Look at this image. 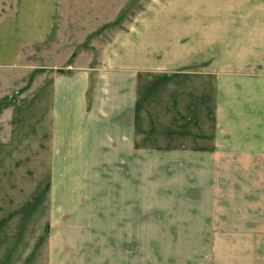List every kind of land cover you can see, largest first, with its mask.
Wrapping results in <instances>:
<instances>
[{"label": "crops", "instance_id": "1", "mask_svg": "<svg viewBox=\"0 0 264 264\" xmlns=\"http://www.w3.org/2000/svg\"><path fill=\"white\" fill-rule=\"evenodd\" d=\"M78 7L0 0V104L17 96L0 110V201L17 207L0 229L38 217L45 264H134L135 224L199 233L182 264H264V79L237 80L230 102V80L183 82L181 50L158 46L180 43L198 8L260 24L264 0H149L89 52L99 30L65 35L87 30Z\"/></svg>", "mask_w": 264, "mask_h": 264}, {"label": "rangeland", "instance_id": "2", "mask_svg": "<svg viewBox=\"0 0 264 264\" xmlns=\"http://www.w3.org/2000/svg\"><path fill=\"white\" fill-rule=\"evenodd\" d=\"M148 1L79 0L80 8H74L73 15L78 18L82 25H86L87 30H81L78 23L71 24L68 25L71 27L70 34L67 31L65 35L70 37V43L76 44L82 40L81 37L85 32L91 29L99 30V34L94 36L95 39L87 38L83 41L86 52L92 51L93 48L90 45L100 47L108 42L111 35L124 29L131 18L144 9ZM197 11V19L201 22L182 23L180 43L177 42L178 40L159 41L158 46H171L181 50V78H183V82H188L192 75H205L206 77H202L199 79L200 81H206L207 77L211 76L214 80L220 79L219 82L230 80L229 84H225L224 92L230 98L229 101L232 102L239 94V90H242L241 85L246 87V85L238 84L237 80H242L243 83V81H252L251 79L254 77L264 79V21L260 24L232 22L242 9L230 8V22L212 24L205 22L209 19L204 14L205 8H198ZM115 18H117L115 22L105 24V22ZM262 19L264 20V9H262ZM218 20H222V18L219 17ZM54 40L56 41L54 44L60 43V39L58 40L55 36ZM97 49L94 50V62L96 63L99 52ZM258 66L261 67L258 68ZM202 89L204 88L199 90ZM213 91L214 96H220L224 93L220 86L214 88ZM42 186L44 184H41L40 181L39 191L42 190ZM12 202L9 204L10 201H0L1 213L10 210L13 212L17 207L13 205L16 202ZM11 218H15V216H11ZM37 218L32 217L27 230L21 232L15 231L8 224L9 221L6 225H1L0 261L5 257L6 264H27L25 261L31 257L32 264H45L46 233L40 224L41 221ZM138 227H145V225L135 224L134 264H182L178 261L183 256L184 246L196 244L200 235L195 232L141 231L137 229ZM192 251L194 252V250ZM192 254H196V251ZM9 258L10 260H7Z\"/></svg>", "mask_w": 264, "mask_h": 264}, {"label": "water", "instance_id": "3", "mask_svg": "<svg viewBox=\"0 0 264 264\" xmlns=\"http://www.w3.org/2000/svg\"><path fill=\"white\" fill-rule=\"evenodd\" d=\"M13 102H17V96H13L12 100L10 103H1L0 104V110H2V107L7 105V104H12Z\"/></svg>", "mask_w": 264, "mask_h": 264}]
</instances>
